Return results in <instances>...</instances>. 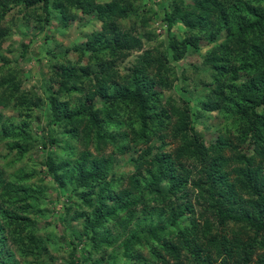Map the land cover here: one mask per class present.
<instances>
[{
  "label": "rangeland",
  "instance_id": "rangeland-1",
  "mask_svg": "<svg viewBox=\"0 0 264 264\" xmlns=\"http://www.w3.org/2000/svg\"><path fill=\"white\" fill-rule=\"evenodd\" d=\"M90 1L68 3L70 10L63 18L65 25L58 16L47 17L43 4L35 5L36 15L43 16L46 22L41 19L36 24L35 19L30 21L28 14L24 17L25 13L16 9L8 10L4 15L8 6L3 7L0 2V15H4L0 18V101L10 95L4 101L9 107H0V119L5 129L20 131L28 137H35V134L49 136V127H52L61 143L48 148L40 144L29 146V154L24 156L11 148L13 139L9 140L8 134H0V215L4 210L11 219L25 214L37 217V229H40L37 234L45 238L43 241L52 244L55 234L60 237V245L54 246L57 250H50L54 255L50 264H162L161 260L157 261L160 252L164 255V264H195L190 252L196 250L200 251L201 259L215 264H262L264 229L258 225L264 224V213L260 205L256 209L252 206L255 201L257 203V185L263 181L264 159L258 151L264 148V136H261L264 127L260 132L262 126L250 124V132L245 133L233 114L215 107L222 102L219 88L230 76L235 75V85L259 83L262 81L259 76L263 74L264 77V57L261 56L264 55V27L246 37L228 27L236 23L235 17H241V13L245 19L249 18L250 8L264 14V0H215L218 7L213 4L209 7L206 3L210 0H124L123 3L128 2L141 18L126 16L118 19L115 26L135 38L144 37L143 46L141 50H125L129 56L125 60L122 59L125 56L115 60L114 73L122 77L130 75V79L129 68L133 67L135 59L149 53L164 62L162 67L169 74L166 78L170 81L168 87L161 88L158 81L155 88L151 87L150 94L156 102L151 103L152 111L146 113L137 103L112 107L107 97L90 96L96 93L100 84L102 65L87 59L84 63L75 62L74 53L71 60L74 61L72 66H76L73 69L79 70L86 82L80 90L82 94L72 92L58 105L47 100L46 81L49 82L57 67L66 62L61 59L63 54L86 45L90 37L105 30L99 13L91 9L115 0ZM177 9L194 17L202 15L204 26L187 27L176 17L169 30L166 15L172 16ZM223 9L226 16L220 14ZM250 15L255 20L260 18L252 12ZM113 27L110 23L108 28ZM23 28L28 29L27 34ZM107 33L109 37L113 36L112 31ZM191 38H198L195 43L198 48L190 45L180 60H174L170 41L174 39L180 43ZM23 44L29 45L24 59L21 56ZM102 47L98 43L91 50ZM48 51L50 56L45 55ZM100 51L97 54L101 60H113L111 53ZM223 66L229 72L218 84L219 76L220 79L223 77ZM156 72L154 66L147 76L156 79ZM23 94L41 96L42 110L33 115L28 101L15 105L14 101ZM45 100L52 115L55 111L60 112L59 108H65V120H62L65 124L49 114ZM249 102L247 106H252L257 118L262 120L264 105L251 99ZM83 103L93 107L84 110ZM161 113L165 115L166 124L158 128L151 119ZM183 126L185 128L179 130ZM48 154L55 156V169L60 176L82 171L84 175L100 172L101 177L90 181L86 190L69 197L68 185H62L64 181L55 179L48 172L45 164ZM165 154L171 158L175 178L168 177L159 185L162 190L159 193L163 195L160 196L154 192L158 185L150 188L145 182L157 170V157ZM172 182L178 186L175 192L168 189ZM34 186L38 187L36 195L41 198L36 204L40 212L32 209L33 199L19 198V203H15L18 194ZM164 195V203H161ZM82 197H89V202L84 204ZM101 200L102 205L98 204ZM66 203L76 204L80 210L79 220L72 221L67 235L59 220L66 210ZM28 204L31 207L26 208ZM42 210L47 212L46 215L41 213ZM246 211L253 214L250 216ZM71 216L72 213L65 218ZM174 218L181 220L180 227L189 238L188 243L179 234L178 227L172 224ZM4 224L2 227L7 226ZM15 224L12 231H6L8 244L14 251L9 258L16 264H38L34 254L15 247L25 232L20 224ZM148 224L163 227L160 235L166 234L165 241L171 244L170 249L163 250L164 242L160 239L152 241L143 237L135 240L134 235L143 234ZM2 227L0 225V230ZM87 228L92 229L94 236L90 239L91 235H88L84 242H77L75 235H83ZM185 231H192L194 236L190 237ZM6 232L1 234L6 236ZM64 237L67 243L62 244ZM95 244L98 246L94 249ZM238 245L247 252L245 262L237 258Z\"/></svg>",
  "mask_w": 264,
  "mask_h": 264
},
{
  "label": "trees",
  "instance_id": "trees-1",
  "mask_svg": "<svg viewBox=\"0 0 264 264\" xmlns=\"http://www.w3.org/2000/svg\"><path fill=\"white\" fill-rule=\"evenodd\" d=\"M92 1L94 2L96 0H91L90 2ZM123 1L124 0H115L112 3L105 4L102 6L98 5L97 7H94L91 9V11L94 10L99 13V18L104 21L105 30L102 33H96L94 38L90 37L89 42L86 45H82L81 47L72 48L67 53L63 54V57L61 59L65 60L66 62L62 64L60 63L61 65L57 67L56 69L57 72L54 74V76L50 79L49 82L46 81L48 84L47 85L48 89L45 88L46 90L45 92L48 98L47 100H49L50 102L54 104L56 103L58 105V104H62L61 99L65 100L66 98L69 97L70 94H72V92H75V94L77 93L78 95L82 94L80 90L83 86L86 85V82L83 76L80 74V71L73 69V67L76 66V65L72 66L74 61L71 60L72 54L74 53L77 57L75 62L84 63L87 59V61L91 60L93 61V63H96V64L99 63L102 65L101 72H100L101 74L100 84L97 85L98 88H97L96 93L91 94L90 96L96 97L97 95H99L102 97H107L108 101L110 100V105L112 107H116L117 105H123L124 107H128V106H133V104L137 103L139 108L143 109L145 113L152 111L151 103L156 102V100L155 101L152 100L154 99V97L152 94H150L152 92L151 87L155 88L157 85V81L159 82L161 88L168 87L170 85V81L166 79L169 75L168 70L166 68L163 69L162 67L164 62H159L157 58L154 59L149 53H145L137 57L134 61L133 67L129 68L130 70L129 73L132 72L130 79H128L130 75L122 77L120 75L117 76V74L114 73L115 72L114 71L115 60L118 59L120 56H125L122 58L123 60H125L129 56L128 53L124 52L125 50L128 52L133 51V50H141L143 46L144 37L135 38L128 31L120 30L117 26H115L118 19L121 20L125 18L126 16L129 17L132 15L133 16L137 15L138 17L141 18V15H139L135 11L134 8H130L128 6V2L123 3ZM0 2L2 3L3 7L6 5L8 6L7 7L8 9H5V11L3 12L4 15H6L8 10L16 9L20 13L24 12L25 13L24 17L28 14L30 21H33L35 19L36 24H38V22H40L41 19H44V22H46L43 16L42 18L41 16L36 15L37 8L35 7V5L43 4V9L45 10L47 17L58 16L59 21L65 25V19L63 18L67 17V13L70 10L68 3H71L72 0H0ZM206 4H208L209 7L212 6V4L215 7H218V3L215 0H210L209 3H206ZM250 11L254 15L255 14H258V16L260 15L259 20H255L251 18L252 17V15H250L251 12L249 14V18L247 19H245L241 13V17L240 16L235 17L236 23H233L231 24V26H228L229 30L232 31V28H235V31L237 32L239 36L246 37L249 33L254 34L258 32V30L263 29L264 14H259L257 12L258 10H254L252 8H250ZM3 14L0 15V18H3L4 16ZM220 14L222 15L225 14L226 16L227 14L226 10L225 9H223V11L221 10ZM200 16L201 17H194V16H191L189 13H184L177 9L174 11L172 16H169L167 14L166 18L169 21V30H170L172 22L174 18L176 17L181 18L187 27L204 26L203 21L205 18L202 15ZM23 19L24 18H21V20ZM113 22H115V24ZM110 23L113 24L114 26L112 29L108 28ZM45 26L46 24L44 23V27ZM23 29L25 30V33L27 34L28 29L26 28H23ZM109 31H112L113 33L112 37H109L107 33ZM124 34L125 35L127 34L128 36L124 37ZM48 41H49V38H48ZM197 41H198V38H191V39H188V40H185L179 43L175 41L174 39H172L169 44V48L173 54L172 58L174 60H180L186 54L190 45L192 47L198 46V44H195ZM110 42H112L111 45H109ZM98 43H101L103 47L98 50H91V48L96 47ZM262 48H263L262 51H264V45ZM22 49H23V53L21 56L24 59L26 58L28 54L29 45L23 44ZM99 50H101L100 53L102 52L105 53V51L111 53L113 55V60L107 61V62L106 61L104 62L103 60H101L102 57H99L100 54H97V51ZM93 51H94L93 55L91 57H87V55L90 56L91 52ZM45 55L50 56V51L45 52ZM261 56L264 57V55H261ZM160 58L162 59L163 57H160ZM67 64L71 66L67 67L68 66ZM154 66L157 67L156 79H150L147 76V72L149 71L150 68ZM221 68L223 69V72H222L223 77L222 79H220V76L216 75V77L219 76L218 84H221L225 80L226 78L225 76L229 72V69H227L226 67L223 66ZM222 69H219V70L222 71ZM261 77L263 81L264 80L263 74L259 76V79ZM262 81H260L259 83H251L248 85L246 84L235 85L236 84L235 75H232L228 79H226L225 82L222 83L223 87L219 88V96L222 102L219 103L215 108L225 111L229 114H233L235 117L234 118L235 121H238L240 123L242 131H245V133H247L248 131L250 132V124H254V123L262 126L259 128V131L260 132L263 131L264 118L262 120H259L257 118V114L254 108L252 106H247L250 104L249 102L250 99L253 100L255 103L259 102L260 105H264V82ZM50 84H52L51 87L49 86ZM154 90L155 89H153V91ZM236 93H238L239 95H237ZM9 97L10 95L4 96L3 97L4 99L0 101L1 102L0 104H2L4 101L6 102V100ZM17 97L18 95L16 96V98ZM47 100H45L46 103H47ZM24 101H25V104H26V101H28L27 102L28 105L30 104L32 105L33 115L36 112H39L40 110H42L40 108V104L43 102V98L41 96L36 95V94H28V95L23 94L19 96L14 101V103L15 105H19ZM5 102L2 106L0 105V107H3V109L9 107V105L6 104ZM83 104L84 105L82 107L84 110L88 109L89 107H93V105L90 103L89 104L83 103ZM47 107L49 108V114L52 115L50 113V107L48 103H47ZM59 109H60V112L55 111V114L53 113L54 115L52 116L54 117L56 116V118L58 120L60 119V121L63 123L64 121L62 120H65L64 118L65 108H59ZM66 110L68 109L66 108ZM84 110L80 109V111H84ZM163 114L164 113H161L156 118L152 117L151 123L156 122L157 127L162 128L166 124V120L164 118L165 115ZM37 115L41 117V115L39 114ZM2 122L3 121L0 119V125L2 127V130H0V134H2V136H4V133L5 135L8 134V139L9 140L13 139L10 146L13 150L17 151L19 155H24V156L28 155L29 146L33 147V145L40 144V146L48 148L52 144H61L57 133L54 132L52 127H49L50 129L49 136H46V137L43 135L36 136L35 134V137H28L20 131L5 129L6 127H4V124ZM8 122L9 124H11V120L10 121L8 120ZM177 124L179 125L178 120H177ZM184 128L185 126H183L182 128L179 127V130L180 129L182 130ZM261 136H264V132L261 133ZM186 137H188L187 134H186ZM258 153H259L260 158L264 159V148H262L261 151H258ZM170 160L171 158L167 154L157 157L155 161L158 166L157 170L155 173H153L152 176H149V178H147V181L145 182V184H148L150 188L155 185H158V188H155L154 192L159 193L160 191H162L159 185L165 182L166 178L168 177L175 178V173H174L175 170L173 167V163L170 162ZM55 163H56L55 156L52 154H48L45 160V164L47 166L48 172L55 179H58L59 181H64V182H61L62 185L64 186L68 185V191H69L68 196L69 197H73L75 193L77 194V192H82L83 190H86L85 188L88 187V183L90 181L99 180V178L101 177L100 172H93L88 175H84L82 171H80L79 173H62V176H60V173H57L55 169ZM169 168H171L170 171H166ZM239 174L242 175V173H239ZM76 178H79V180L77 179L78 181H76ZM261 179L263 180L261 183L259 182L256 183V184L259 183L257 185L259 188V191H257V195H256L257 203L255 201L256 204L254 203L252 207L256 209L260 205L261 210L264 213V174H262ZM73 184L76 186L74 187ZM64 186H61V188ZM177 188L178 186L176 182L174 183L172 182V184H169V187H168V189H171L174 192L176 191ZM15 190L16 189H13V191ZM37 190H38V187H35V186L32 188H25L21 195L18 194V198L16 199L15 203H19L18 202L19 198L20 199L24 198V200L33 199L35 204L33 205L32 209L34 211L37 210L36 212H40V210H38L39 208L36 206V204H39L41 202L40 196L37 197L36 195ZM14 195L16 194L14 193ZM159 195L163 196L160 193ZM163 198H165V195L164 197H162V199ZM82 201L84 202V204H86V202H89V197H86V198L82 197ZM103 203H104L103 200H101V202H99L98 204L102 205ZM161 203H164V199L161 201ZM126 206L127 205H124L123 207H126ZM29 207H31L30 204L26 205V208H29ZM64 207L66 210L63 213V217H60L59 220H60V223L63 226H65V230L67 232L65 233V235H67V234H70L68 228H70L72 221L79 220L80 210H79L78 205L73 204V203H70V204L66 203ZM183 212L184 211H181V213ZM41 213L46 215L47 212L42 210ZM71 213H72L71 218L67 219ZM246 214L252 215L253 212L246 211ZM235 218L239 219V217H235ZM100 221H98L97 223H99ZM16 222L24 228L25 232L19 237L18 243L15 245V247L19 248L21 252H31V254H34V257L37 258L38 264H50L51 263L50 261L54 259V255L51 253V251L57 250V248H55L54 246L60 245L59 243L60 237L58 238V236L55 234L53 236V240L51 239L52 244H48L45 240L43 241V239L45 238L37 234V232L40 231V229H37V223L39 222L37 217L31 218L25 214L24 216L15 215V218L11 219V218H8V216H6V212L4 210L1 211L0 225L2 227L3 223L5 224L7 223V226L6 227L3 226L2 229L0 230V242H2L0 243V264H16L15 262L12 261V259L9 258V256L13 255L12 252L14 251L11 245L8 244V235H7L8 233L6 232V231L8 232L12 231L16 225L15 224ZM150 224H148L149 226L147 228L143 229L142 231L143 234L138 236V234L136 233L134 235V237L136 236L135 240L139 241L143 237L148 240H152V241H156L157 239H160L164 242V244L162 245V249L165 251H167V248L170 249L172 247L170 246L171 244H168L165 241L166 234L160 235L163 227H161L160 225L152 226ZM172 224L178 227L179 234L182 237H184L185 242L188 243L189 238L185 236L184 232L182 231V227H180L181 220L178 218H174L172 220ZM258 228L264 229V224H259ZM86 230L87 231L84 232L83 235L82 234L75 235L74 238H76L77 242L79 241L84 242L85 239H88V235L89 236L91 235L92 229L89 230L87 228ZM4 232H6L7 237L5 236V234L3 235L1 234ZM185 232L190 237L194 236V233H192V231H185ZM94 234L90 236V239L94 236ZM64 240L65 242H61L62 244L67 243L66 237H64ZM239 242L241 243V239L239 240ZM131 243L132 241L128 242L126 244V248H129ZM97 246L98 244H95L94 246H92V248L95 249L97 248ZM237 248H238L237 258L245 262V256L247 255V252L245 250L240 249L239 245ZM74 249L75 248L72 247V251ZM190 253H191V256H194L195 264H215L212 261L206 262L203 259H201V257L199 256L200 255L199 250L191 251ZM163 256H164L163 253L160 252L158 255V260H157V261L161 260L162 264H164L163 259H162ZM165 264H169V263L166 262ZM218 264H224V263L221 262ZM262 264H264V262H262Z\"/></svg>",
  "mask_w": 264,
  "mask_h": 264
}]
</instances>
